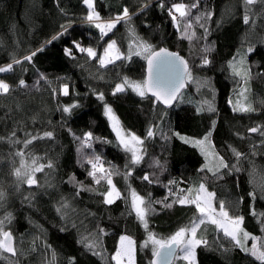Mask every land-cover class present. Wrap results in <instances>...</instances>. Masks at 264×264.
<instances>
[{
    "label": "trees",
    "instance_id": "trees-1",
    "mask_svg": "<svg viewBox=\"0 0 264 264\" xmlns=\"http://www.w3.org/2000/svg\"><path fill=\"white\" fill-rule=\"evenodd\" d=\"M93 11L113 22L109 33L84 0H0V238L10 232L15 253L0 247V264H115L122 236L134 264H150L146 236L166 239L199 220L191 200L201 187L259 237L264 185L256 192L250 181L264 179V0H93ZM110 41L122 58L101 66ZM160 48L189 67L184 100L168 110L129 87L143 83L145 59ZM240 94L243 111L229 104ZM106 106L142 141L138 163L113 144ZM183 137H206L221 170H205ZM111 184L119 196L107 204ZM196 239L197 264H264L209 221Z\"/></svg>",
    "mask_w": 264,
    "mask_h": 264
},
{
    "label": "rangeland",
    "instance_id": "rangeland-1",
    "mask_svg": "<svg viewBox=\"0 0 264 264\" xmlns=\"http://www.w3.org/2000/svg\"><path fill=\"white\" fill-rule=\"evenodd\" d=\"M84 4L89 11L88 18L90 21L94 22L97 27L104 33L107 34L111 31L113 22H102L98 20L97 14L93 11V0H84ZM173 8L176 12L183 11L182 4H175ZM140 53H145L146 48L143 45H138ZM249 52V51H248ZM91 57L95 56L93 51L89 52ZM122 58V54L117 48L113 41H110L105 47L102 54L99 56V65L106 66ZM242 57H238L234 63V68L243 74V61ZM8 67H4L1 71H7ZM200 84V81L198 80ZM131 90L139 95H144L143 83H132L129 85ZM8 87L4 83H0V93H5ZM123 86H117L115 92L123 91ZM184 100V94H181L178 102L182 103ZM233 103L229 101L230 105H234L237 110H246L248 105L246 98L243 94L235 97ZM104 115L106 116L115 136L114 145L120 147L129 156L131 163H138L144 157V149L142 141L135 135L124 131L113 114L110 107H104ZM182 140L189 144L190 146L196 148L204 159L203 168L210 173H216L222 168L221 160L216 154L213 147L204 137L201 140H195L191 138L183 137ZM252 177V176H251ZM262 179V178H261ZM253 177L250 181V185L254 187L256 192L260 191L264 185V179ZM32 179H28L27 182ZM119 196L116 188L111 184L110 191L105 196V202L111 204ZM197 209L201 213V218L193 223L189 228H184L177 231L170 237L163 239L155 237L151 234L146 236V243L151 249L153 254L155 250L164 244H170L172 242H177L179 245V251L174 259L173 264H197L196 262V231L198 226L203 221H209L213 223L216 228L230 238L233 243L238 246L245 254H249L258 261H264V220L260 224V236L255 238L254 236L247 233L242 225L241 218L239 217H229L223 210H215L213 205L212 194L209 193L205 188L201 187L191 200ZM130 204L131 208L138 216L139 219L145 224V205L144 200L141 196L136 194L134 191H130ZM5 236L4 233L1 234L0 247L5 250L2 239ZM115 264H134V244L133 241L126 236H122L117 244V251L114 255Z\"/></svg>",
    "mask_w": 264,
    "mask_h": 264
},
{
    "label": "water",
    "instance_id": "water-1",
    "mask_svg": "<svg viewBox=\"0 0 264 264\" xmlns=\"http://www.w3.org/2000/svg\"><path fill=\"white\" fill-rule=\"evenodd\" d=\"M144 93L156 103L168 110L174 107L182 92L187 88L186 78L189 67L179 54L160 48L151 52L145 59ZM34 183H30L32 186ZM9 256H14L13 239L7 232L2 239ZM179 251L177 242L159 246L152 254L150 264H173Z\"/></svg>",
    "mask_w": 264,
    "mask_h": 264
},
{
    "label": "built area",
    "instance_id": "built-area-1",
    "mask_svg": "<svg viewBox=\"0 0 264 264\" xmlns=\"http://www.w3.org/2000/svg\"><path fill=\"white\" fill-rule=\"evenodd\" d=\"M93 165H95L96 167H100V166H101V162H100V160H98V159H94V160H93Z\"/></svg>",
    "mask_w": 264,
    "mask_h": 264
}]
</instances>
